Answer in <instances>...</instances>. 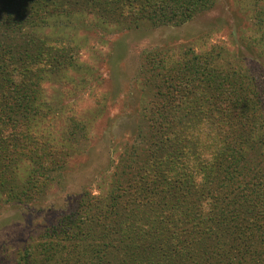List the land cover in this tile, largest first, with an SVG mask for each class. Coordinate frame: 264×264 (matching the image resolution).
Instances as JSON below:
<instances>
[{"label":"trees","instance_id":"16d2710c","mask_svg":"<svg viewBox=\"0 0 264 264\" xmlns=\"http://www.w3.org/2000/svg\"><path fill=\"white\" fill-rule=\"evenodd\" d=\"M259 2H251L254 18L264 25ZM215 5L0 0V205L41 202L57 177L51 169L67 157L40 131L53 113L41 85L50 70L72 67L78 49L64 39L59 20L92 16L127 30L144 22L181 24ZM41 12L49 14L42 24ZM52 16L58 27L51 37L39 28ZM192 55L189 63L172 64L165 51L148 56L150 110L158 118L149 138L130 144L107 188L85 191L19 249L3 252L0 264H264V72L223 75L214 65L207 73Z\"/></svg>","mask_w":264,"mask_h":264},{"label":"rangeland","instance_id":"374dc122","mask_svg":"<svg viewBox=\"0 0 264 264\" xmlns=\"http://www.w3.org/2000/svg\"><path fill=\"white\" fill-rule=\"evenodd\" d=\"M259 1L257 13L264 8ZM251 2L216 0L214 8L184 23L155 26L144 22L140 28L127 30L77 14L73 21H58L64 39L72 40L78 49L73 47L72 67L50 70V79L41 85L53 113L50 125L41 124L40 131L45 129L49 144L67 157L63 154L60 168L51 169L57 177L41 202L0 205V257L7 250L19 249L33 230L37 233L67 213L85 191L97 194L107 188L115 164L130 151V144L142 146L139 142L149 138V124L158 119L150 110L154 92L148 73L153 70L147 59L151 53L165 51L170 64L189 63L194 53L197 65L207 73L214 65L223 75L240 69L256 75L264 72L260 39L264 25L255 20ZM48 15L36 14V21L42 24ZM54 17L53 24L39 28L51 37L58 27ZM262 124L264 133V120ZM163 126L169 129L171 125ZM182 133L189 132L182 129ZM135 180H141L140 172Z\"/></svg>","mask_w":264,"mask_h":264}]
</instances>
